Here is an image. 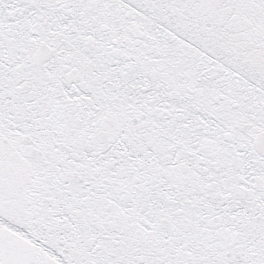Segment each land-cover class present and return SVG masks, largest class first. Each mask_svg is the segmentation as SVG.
Masks as SVG:
<instances>
[{"label": "snow or ice", "instance_id": "6c2138e0", "mask_svg": "<svg viewBox=\"0 0 264 264\" xmlns=\"http://www.w3.org/2000/svg\"><path fill=\"white\" fill-rule=\"evenodd\" d=\"M0 264H264V0H0Z\"/></svg>", "mask_w": 264, "mask_h": 264}]
</instances>
